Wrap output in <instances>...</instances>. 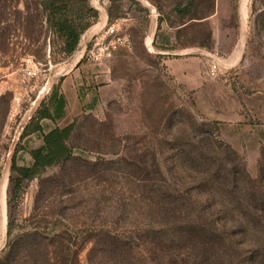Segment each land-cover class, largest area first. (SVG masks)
I'll list each match as a JSON object with an SVG mask.
<instances>
[{
	"label": "rangeland",
	"instance_id": "1",
	"mask_svg": "<svg viewBox=\"0 0 264 264\" xmlns=\"http://www.w3.org/2000/svg\"><path fill=\"white\" fill-rule=\"evenodd\" d=\"M5 1L11 8L4 11L5 20L0 24L9 34L7 45H0V252L9 219L17 226H30L41 218L49 224L61 213L56 202L42 201L45 184L39 188V180L23 182L16 195L9 184L14 152L17 164L26 166L30 163L28 150L41 144L35 135L22 141L19 135L53 90L64 98L66 107L61 119L42 122L44 130L72 124L68 144L87 163L100 153L117 154L106 159L140 156L148 162L155 154L164 177L184 178L190 174L188 156L198 157L203 142L221 141L243 159L250 178L264 169V0H212L213 10L205 19L210 0H197L192 20L172 11L175 0H84L97 18L81 35L76 51L64 59L57 54V44L44 22L36 18L34 0ZM111 26L114 32L110 34ZM1 37L2 32L0 43ZM117 38L119 43H115ZM238 40L239 65L220 69L224 76L208 78V61L199 53L209 54L219 65L228 64L227 56ZM185 49L191 52L184 58L193 62L192 75L188 82L179 83L165 61L178 59L168 54ZM91 103L94 108L88 110ZM202 130L210 132V137L201 134ZM77 165V161L67 162L61 169L47 171L42 179L53 173L66 174L71 184L56 193L95 192L89 181L91 168L83 165L75 170ZM124 170L111 165L107 172L119 180ZM147 173L151 175L150 168ZM77 177L87 179L77 186L72 183ZM125 186L115 181L110 188ZM244 186L246 180L230 197L242 194ZM208 191L206 187L201 202L219 210L226 226L243 228L244 220L233 209L248 205L240 198L236 202L225 196L211 203L206 200ZM64 207L66 220L76 217L91 223L89 205L76 210L71 204ZM50 224L47 228H53ZM243 229L246 234L235 237L234 242L249 248L252 257L257 251L251 242L253 228ZM87 248L80 252V264H86Z\"/></svg>",
	"mask_w": 264,
	"mask_h": 264
},
{
	"label": "trees",
	"instance_id": "2",
	"mask_svg": "<svg viewBox=\"0 0 264 264\" xmlns=\"http://www.w3.org/2000/svg\"><path fill=\"white\" fill-rule=\"evenodd\" d=\"M175 1L172 11L177 16L195 19L197 0ZM9 5L8 1L0 0V24L5 20L4 11L11 8ZM213 7V1H208L203 19L211 14ZM34 11L57 44L61 59L76 51L81 35L97 18V12L84 0H34ZM0 32V45L6 46L9 34L1 27ZM64 108L65 100L56 90L46 102H41L19 135L20 141L35 135L41 144L28 150L30 163L26 166L17 164L14 152L10 162L13 176L9 179L13 195L25 181L37 179L41 183L39 188L45 184L42 201L56 202L61 207L59 218L49 222L53 228H47L49 224L45 219L41 221L42 218L30 226H17L9 219L0 264H80L79 255L86 246V264H264V169H259L254 179L250 178L243 159L221 141L203 142L198 157L188 156L190 174L184 178L164 177L155 154H151L148 162L140 156L133 160L122 157L112 160L116 153H100L95 161L87 163L68 144L72 124L44 130L42 122L61 119ZM93 108L92 103L87 107ZM201 134L207 138L211 135L207 130ZM70 161H77L75 170L83 165L91 168L89 181L96 187L95 192L56 193L55 190L70 183L66 174L53 173L42 179L47 171L61 169ZM111 165L124 167L119 180H113L117 177L107 172ZM86 179L77 177L72 183L82 185ZM245 180L242 194L230 197ZM115 181L123 182L125 188H110ZM206 187L209 189L206 200L211 199V203L225 196L236 202L240 198L248 205L233 211L244 220L243 228H253L251 242L257 251L252 257L249 248L245 250L244 244L234 242L235 237L246 234L244 229L238 225L226 226L219 218V210L201 202ZM68 204L75 210L89 205L91 223L76 217L66 220L63 210Z\"/></svg>",
	"mask_w": 264,
	"mask_h": 264
},
{
	"label": "crops",
	"instance_id": "3",
	"mask_svg": "<svg viewBox=\"0 0 264 264\" xmlns=\"http://www.w3.org/2000/svg\"><path fill=\"white\" fill-rule=\"evenodd\" d=\"M153 42V38H151L150 43ZM238 44L237 46L235 45V48L231 51V53L227 56L226 61H228V64H221L219 66L220 69H226L228 68H235L236 66L239 65L240 61H241V57H242V53H240L239 51V46H240V40L237 41ZM190 49H185L182 52L179 53H175V54H168L169 56L173 55L176 57H179L178 59H172V58H167V60L165 61L166 65L169 66V72L170 74L179 82V83H186L189 81L190 76L192 75V71H191V65H193V62L187 60L188 58H184L186 55H189ZM167 55V56H168ZM200 57H202V59H205V62L208 61V65L210 60L209 54L204 53V52H200L199 53ZM214 57V56H212ZM195 64L198 65V60L196 58ZM212 62V61H211ZM207 65V67H208ZM207 69V68H206ZM206 74V72H205ZM65 107H66V103H65ZM65 110V108H64ZM62 118V117H61ZM59 127V126H58Z\"/></svg>",
	"mask_w": 264,
	"mask_h": 264
},
{
	"label": "built area",
	"instance_id": "4",
	"mask_svg": "<svg viewBox=\"0 0 264 264\" xmlns=\"http://www.w3.org/2000/svg\"><path fill=\"white\" fill-rule=\"evenodd\" d=\"M114 32V28L111 26V28L109 29V33H113ZM121 40L120 39H116L115 43H119ZM30 63V61H29ZM225 74V72L221 71L218 64L214 61L210 62L207 69H206V76L208 78L214 79L217 78L219 75H223ZM224 76V75H223Z\"/></svg>",
	"mask_w": 264,
	"mask_h": 264
}]
</instances>
